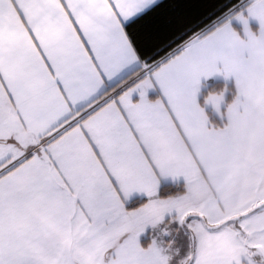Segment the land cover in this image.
I'll return each instance as SVG.
<instances>
[{"label": "snow or ice", "instance_id": "snow-or-ice-1", "mask_svg": "<svg viewBox=\"0 0 264 264\" xmlns=\"http://www.w3.org/2000/svg\"><path fill=\"white\" fill-rule=\"evenodd\" d=\"M242 4L0 0V264H264V0Z\"/></svg>", "mask_w": 264, "mask_h": 264}, {"label": "crops", "instance_id": "crops-1", "mask_svg": "<svg viewBox=\"0 0 264 264\" xmlns=\"http://www.w3.org/2000/svg\"><path fill=\"white\" fill-rule=\"evenodd\" d=\"M246 14V13H245ZM232 28L237 31L238 34H240L243 37V25H241L238 21L232 20L231 21ZM249 27L253 32H258L259 24L255 20H249ZM221 84V90L219 92H213L212 89H210L215 84ZM233 87V88H232ZM225 92V103L227 104L228 99H231L229 103H231L234 92H235V84L233 79L225 80L223 76H214L212 78H208L207 80L202 79L201 81V91L198 94V103L201 105V107L204 108L206 115L209 117L210 122L213 125L222 126L223 123H226V117L224 119H221V116L224 112V106L221 107V114H217L214 108L211 105L205 104V99L210 93H220L221 91ZM158 96V92H150L149 98L152 100H155ZM183 186V179L180 178L179 180L173 182L170 178L168 179H161V186L160 190L164 186Z\"/></svg>", "mask_w": 264, "mask_h": 264}, {"label": "trees", "instance_id": "trees-1", "mask_svg": "<svg viewBox=\"0 0 264 264\" xmlns=\"http://www.w3.org/2000/svg\"><path fill=\"white\" fill-rule=\"evenodd\" d=\"M224 2H226V0H194V3L201 5V6H198V7L191 9V16H192V18H195L201 12L207 11L208 9L203 6L205 4L211 5V4H218V3H224ZM230 3L236 4V3H239V0H230ZM250 3H251V1L243 0V4L241 5V8L247 6ZM221 87H222V85L217 83L214 86H212L210 89H212L213 92H219L221 90ZM230 100L231 99H228L227 103H229ZM182 190H183V186L169 185V186L162 187L160 192H161V195H169V194L181 192Z\"/></svg>", "mask_w": 264, "mask_h": 264}, {"label": "rangeland", "instance_id": "rangeland-1", "mask_svg": "<svg viewBox=\"0 0 264 264\" xmlns=\"http://www.w3.org/2000/svg\"><path fill=\"white\" fill-rule=\"evenodd\" d=\"M248 1H251V0H248Z\"/></svg>", "mask_w": 264, "mask_h": 264}]
</instances>
